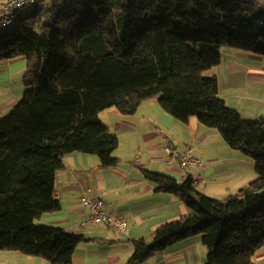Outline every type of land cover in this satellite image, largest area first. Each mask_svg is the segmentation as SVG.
Listing matches in <instances>:
<instances>
[{
    "label": "trees",
    "instance_id": "1",
    "mask_svg": "<svg viewBox=\"0 0 264 264\" xmlns=\"http://www.w3.org/2000/svg\"><path fill=\"white\" fill-rule=\"evenodd\" d=\"M223 46L264 55V8L239 0H38L18 8L0 26V64L27 58L25 93L0 117V251L73 264L84 236L36 223L60 208L54 191L64 155L96 154L103 167L116 166L119 137L100 113L132 115L157 99L174 117L218 130L254 160L257 176L216 199L197 192L192 177L146 170L190 212L135 240L126 264L193 234L209 247L206 264H254L264 247V118H244L219 95L209 71Z\"/></svg>",
    "mask_w": 264,
    "mask_h": 264
},
{
    "label": "crops",
    "instance_id": "2",
    "mask_svg": "<svg viewBox=\"0 0 264 264\" xmlns=\"http://www.w3.org/2000/svg\"><path fill=\"white\" fill-rule=\"evenodd\" d=\"M221 52L222 62L209 71L218 78L219 95L244 118H264V55L227 46ZM26 68L27 58L23 56L0 64V117L23 97ZM100 116L119 137L114 151L119 164L103 167L96 154H65L64 166L55 179L54 194L60 208L36 220L84 236L74 251L73 264H126L135 240L151 239L161 224L190 212L179 195L158 190V184L146 177V170L179 181L195 178L201 171L206 182L196 184V191L216 199L237 193L257 176L254 160L231 148L218 130L201 124L195 116L188 121L174 117L157 99L143 101L132 115L109 108ZM166 141L181 151L192 148L204 165L198 169L169 164L165 160ZM86 188L103 198L108 212L127 217V233L111 224L86 220L89 208L82 200ZM208 254L202 235L193 234L138 264H206ZM0 264L52 263L18 250H1ZM254 264H264V247L255 254Z\"/></svg>",
    "mask_w": 264,
    "mask_h": 264
},
{
    "label": "built area",
    "instance_id": "3",
    "mask_svg": "<svg viewBox=\"0 0 264 264\" xmlns=\"http://www.w3.org/2000/svg\"><path fill=\"white\" fill-rule=\"evenodd\" d=\"M37 1L38 0H8L5 3L0 15V26L2 27L11 24L15 19V13L18 8L26 4H35L37 3ZM239 1H253L257 4V6L264 8V0ZM164 150L165 160L169 164H173L176 162L182 168L195 167L198 169L204 165V162L193 153L192 148L181 151L171 141H166ZM199 182H206L201 171H199L198 175L193 178V185L195 186ZM82 200L84 205L89 208V215L86 218L87 221L95 224H111L118 231L127 233V217L124 214L113 215L112 213L108 212L106 209L105 201L97 192H94L91 188H86Z\"/></svg>",
    "mask_w": 264,
    "mask_h": 264
},
{
    "label": "rangeland",
    "instance_id": "4",
    "mask_svg": "<svg viewBox=\"0 0 264 264\" xmlns=\"http://www.w3.org/2000/svg\"><path fill=\"white\" fill-rule=\"evenodd\" d=\"M11 28H13V27H11ZM224 47H225V46H224ZM222 48H223V47H222ZM24 93H25V92H24ZM21 99H22V98H21ZM7 114H8V113H7ZM7 114H6V115H7ZM37 222H38V221H37ZM37 222H36V223H37Z\"/></svg>",
    "mask_w": 264,
    "mask_h": 264
}]
</instances>
